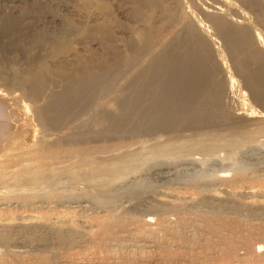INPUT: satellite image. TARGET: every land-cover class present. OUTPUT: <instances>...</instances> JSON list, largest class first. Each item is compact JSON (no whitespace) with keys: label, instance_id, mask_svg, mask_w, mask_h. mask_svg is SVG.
I'll return each instance as SVG.
<instances>
[{"label":"bare ground","instance_id":"1","mask_svg":"<svg viewBox=\"0 0 264 264\" xmlns=\"http://www.w3.org/2000/svg\"><path fill=\"white\" fill-rule=\"evenodd\" d=\"M171 1L176 6L183 8L181 9V20H183L185 29L184 35H186L189 41L187 49L190 48L189 51L185 53L183 51L182 55L180 54L184 59L183 61L180 60L181 58H179L178 53L181 52L184 46L182 48H154V44L151 47L152 42L149 40L153 36L149 37L151 35L144 34L146 39L144 41L142 39L139 43L143 47L134 48V55H129L133 53H127L129 58L122 62L119 65L120 67H111L115 71L119 68L120 71L116 72L120 73L118 76L121 75V78L123 77L122 73L128 74L130 77L127 78L116 79L118 77H115L116 74L113 75L114 72H112L113 70L110 71V67L109 70L101 68L96 71L82 68L84 67L82 66L80 67L81 69H77L74 73H71L73 71L70 73L66 72L67 75H65L62 72L57 73L51 67H48L47 64H43L40 70H38L40 72L36 71V74L33 73L31 76L29 75L27 80L25 79L26 85L31 84L30 93L28 92V96L33 102L31 107L26 106L23 101L20 102L21 99L19 100L18 96L8 98L0 91V159L2 158L3 160V157L11 154L14 155V153L18 155L17 152H23L24 150L27 153L28 150L33 149L34 152L35 147L37 150L38 145L45 144L46 140L48 138L50 140L51 137L53 138L56 133L66 141H76V139L87 140L88 138H93V136L101 138V136H104L103 132H106L105 136H119L121 134V137H124L122 134L126 137L128 136L127 134L134 136L146 135L145 137L157 134L158 137L159 133H165L174 135L173 138L175 139L171 141L173 148L169 152L167 149L165 151L161 150L159 155L171 153L170 156H173V159L180 157L185 151L192 152L207 149L209 152L210 150L212 152L220 148L221 145L219 146V143H222L224 140H219L212 134L206 135L207 138L206 136L204 137L207 140L197 139L191 142L192 139L189 137L190 142H187L188 140L184 141L185 138L181 133L185 131L199 132L200 128L203 129L202 126H206L207 128V125L209 127H214V125L223 126L227 130L232 131L233 137H240V139L228 141L227 146L248 143L256 136L264 135V110L258 111L259 109L256 110L252 107L247 99L248 96L244 92H241L244 94L240 95L238 99L237 96L235 97L237 95L236 90L241 91L238 86L239 89H236L238 80H234L235 77L231 76L234 71H230V74L222 58L225 54H220L219 48L216 47L218 45L216 44V38L214 39L213 35L217 30L223 32L226 25L232 28V30L229 28L231 32L228 31L225 36L227 38L226 41L231 46L230 50L235 57V62H237L238 74L241 72L243 73L242 75H246V78L244 76L243 78L247 81L248 86H246L250 88L253 99L264 102V34L262 37L259 30L257 32L258 28L256 29V24H260L264 28V0H241L243 5L249 8L252 16H249L250 14L248 15L246 12L244 13L241 9L242 6L239 8L238 5H234L233 1L235 0L232 2L227 0H212L213 3H209L207 0H188L196 6L198 12L204 18L209 20L208 23L212 24V28L214 26L216 30L213 29L211 31L202 21L200 22L196 19L197 16L190 10L186 0ZM227 12L233 13L235 17L232 16V18ZM94 29V34L103 35L101 26ZM212 31L214 32L212 33ZM185 44L188 45V43ZM159 45L160 47H166V44H163V46ZM57 50L58 54L55 52L56 50L53 52V54L59 55V58L56 57L58 60L53 59L55 62L53 63L54 66L79 60L77 59L78 50L72 48L70 44L60 45ZM115 57L117 56L115 55ZM106 65L108 66V64ZM252 67L254 68L252 69ZM26 81L28 82L26 83ZM22 82L20 83L23 87L22 84L24 82ZM55 83L62 85L60 91L52 88V85H55ZM239 86H241V83ZM227 99L230 101L236 100V103H239L240 109L238 108L234 111L232 109V111L228 110L227 108L230 105H226ZM111 139L113 138L111 137ZM48 140L47 143L52 142V140L49 142ZM53 143L57 144L56 141ZM52 145L51 147H54V144ZM160 146L162 148L165 147L163 145ZM49 148H47L46 152L41 151L42 154L44 152L43 155H39L40 157L42 156V160L44 155L46 156V160V158L50 159L56 154V145L54 150L52 148L49 150ZM38 149H41L40 146ZM151 149L153 152L154 149ZM146 150L141 149L140 151L146 153ZM29 151L28 153H30ZM147 153L149 155L150 151ZM130 154L113 160H110L111 158L109 159L108 157L109 162H106L107 160L105 159V162H103V156L101 157L102 159L97 160L93 157L95 160H92L91 156H84L85 158H83L81 155L83 159L80 158L79 169H73V171L72 169L71 171L68 169L56 171L54 169L55 171L45 172V167L42 166L43 164H40L44 169L39 166H35L36 168H31L30 166L22 168L24 167L22 166V170H17L19 172L17 173L16 171V174L13 175L12 173L11 175H7V171L0 172V191H3L0 192V198L8 199L9 202H12L11 199L13 200V197H16L15 200L18 203L21 201L20 203L26 205L35 203L36 193L34 194L32 191L33 188L34 191L37 190L34 186H38L41 182L51 183L56 178H61L64 174H67L70 181L75 184L84 183L85 185H89L88 194L90 197H94L99 191H101V194L103 193L102 190L106 192V187L112 184L117 185L116 182L121 183L119 181H123L127 176H131L134 169L129 166L138 156L137 153ZM13 155L12 158L15 157ZM138 155L140 156V154ZM136 161L138 162V160ZM75 166L74 168H76ZM70 167L72 166L70 165ZM227 177L228 175L225 174L218 179L226 180ZM2 186L11 187L6 189V187ZM12 186H22V188L17 187V189H22L18 191V194L20 191H24L23 188L26 190L16 196L17 190L15 187L12 188ZM76 186L74 187L76 188ZM83 187L80 186V188ZM64 188L66 187L64 186ZM40 189L42 188L39 187V191ZM73 191H79V189ZM73 191H70V193ZM51 192H43L44 195H47V198H50H48L49 202L51 201L50 195L58 197L54 193L50 194ZM61 193L59 192L58 195ZM64 193L61 195H65ZM61 195L58 198L62 199L63 196L61 197ZM43 197L46 198L45 196ZM65 197L67 199L70 198H68L67 193ZM139 197L134 198L139 199ZM143 197L141 198L142 200ZM87 198L89 199V197ZM134 198L131 197V199ZM37 199L39 198L37 197ZM131 199L128 201L132 202ZM146 199L141 200L139 204L135 202V204L128 206V209L141 214V218H131V216L125 218L120 214L119 216H114L115 213H111L112 215L109 213L110 216L108 215L107 220L98 223V225L96 224L97 226L86 233H84L85 231L82 232L83 230H79L81 233L74 232L73 226L71 228L74 231H70L68 227V231L62 232L60 228L59 233L57 232L59 230L58 227L57 233H49L45 229L47 226L44 228L37 225H29V227L23 225L24 227L17 226L10 229H6L7 227H5V231H0V264H264V225L252 226L248 225L249 223L243 224L237 221V219L207 218L208 215H206L207 217H201V215L195 216V214L192 216L181 209L183 206L179 208L181 205L177 207L179 209L174 207L170 209L165 204L162 206L163 203L161 205H153V202L152 204L150 200ZM5 200L2 201L5 202ZM54 200L56 201V198L51 203L55 202ZM99 200L98 204L102 203L105 199ZM208 200L211 199L209 198ZM41 201L43 202V199ZM59 201L64 200L59 199ZM105 202L107 203V201ZM0 203L2 202L0 201ZM205 203L208 204L207 202ZM86 204L88 203L85 201L72 202L69 208L73 210H76V208L86 209L88 208ZM209 205L211 204L209 203ZM230 205L229 207L231 208ZM113 206L115 205L113 204ZM215 206L218 205L215 204ZM125 207L127 208V206ZM71 211L68 214L72 213ZM56 246L61 247L62 251L60 250V253L57 252V255H52L50 250L52 247L56 249ZM1 249H3V252L5 249V252L1 253Z\"/></svg>","mask_w":264,"mask_h":264},{"label":"rangeland","instance_id":"2","mask_svg":"<svg viewBox=\"0 0 264 264\" xmlns=\"http://www.w3.org/2000/svg\"><path fill=\"white\" fill-rule=\"evenodd\" d=\"M207 1L209 3H213L212 0ZM227 1L232 2L233 0ZM236 1L237 0L233 1L234 5H238L239 8L242 6L241 9L244 11V13L246 12L248 15L250 14L249 16H252L251 12H249V8L243 5L241 0H238L237 2ZM186 2L188 3L190 10L197 16L196 19L198 21H202L203 24L209 27L210 31L213 29L216 30L214 26L212 28V24L210 25V23H208L209 20L204 18V16L200 12H198V9L195 5H193L188 0H186ZM181 9L183 8L176 6V4L171 0H169V3L168 0H0V91L8 98H10L11 96H18L19 100L21 99L20 102L23 101L26 106L28 105L29 107H31L33 105V102L28 96L31 90V84H27L29 86L28 87L25 84V79L27 80V78H29V75H33V73H35L36 71L40 72L38 70H40L43 64H47V66L51 67L52 70L56 71L57 73L62 72L65 75H67V73H70L71 71H73L71 73H74L82 66H84L82 68L96 71L100 70L101 68H107L109 70L110 67L111 71L113 70L111 69V67H120L119 65L127 58H129V53H133L129 55H134V48L143 47V45L139 43L140 41H142V39L143 41L146 39V34L148 36L151 35L149 37L153 36L152 39L149 40L152 42L151 47L154 44V48H182L184 46L181 49V52L178 53V56H180L179 58H181L180 60L183 61L184 59L181 56V53H183V51L184 53L189 51L190 48L187 49V47L189 46V41L187 40L186 35H184L185 29L183 20H181ZM229 14L231 17L234 16V14L231 12ZM99 26H101V28L103 29L102 36L99 34H94V28L97 29ZM159 26L161 27L159 28ZM261 27L262 26L260 24H256V29L258 28L257 32L259 30V33L263 37L264 31L262 32V30H264V28L262 27V29ZM229 28L230 30H232L230 26L226 25L223 32L221 30H217L215 32L212 31V33L214 32V39L216 38V44H218L216 45V47L219 48L220 54H225L222 56V58L226 67L228 68L229 72L234 71L231 76L235 77L234 80H238L237 83L235 81L236 87H240L241 91L236 90L237 95H235V97L237 96L238 99L240 95L245 93L248 96L247 99L249 100V104H251V106L256 110L259 109L258 111H263L264 102L256 101L253 99L250 88L247 87V81H245L246 79H244L246 78V75H242L243 73L241 72V74H238L239 70L237 69V62H235V57L230 50L231 46L228 41H226L227 38L225 36L227 32L230 31ZM171 38H174L175 40H172ZM218 41L220 44L218 43ZM165 42H167L168 44ZM162 43L164 45L166 44V47L163 46ZM185 43H188V45ZM63 44H70L72 48H76L78 50L77 59L79 60H76V62L72 63H65L54 66V60H58L59 58V55H57V48H59V46ZM159 44H161V46L163 47H160ZM115 48L119 49L115 50ZM126 48L129 51H127ZM104 49L107 51H105ZM54 50H56V55L53 54ZM115 55L117 57H115ZM115 63L117 64V66ZM106 64H108V66ZM253 68L254 67H252V69ZM116 71H120L119 68H117ZM116 71H112L114 72L113 75L116 74L115 77H118L116 79L130 77L128 74L124 73V76V74L122 73L123 77L121 78V75L118 76V74L120 73ZM22 81L24 82V84H22L23 87L20 83ZM27 82L28 81H26V83ZM240 83L241 86H239ZM55 85H52V88L60 91V87L62 85H57L56 83ZM238 87L236 89H239ZM238 93L240 94L238 95ZM23 98L25 99L23 100ZM227 100H225L227 101L225 102L226 105H230V107L227 108L228 110L232 109L234 111L235 109L239 108V103H236V100ZM32 108H30L31 111H33ZM207 126L208 128L206 126H202L203 129L200 128L201 130L199 132L185 131L181 133L185 138L184 141L188 140L187 142H190V139H192L191 142H194L197 139H206V135L212 134L217 137V139L224 140L222 141V143H219V146L223 145V147L225 146L224 148L220 146V148L215 149L212 152L211 150L209 152V150L207 149L203 150L204 152L202 150H196L192 152L185 151L180 157L173 159V156H170L171 153H165L166 155L162 153L164 156L162 154H159L161 150L165 151L167 149V151L169 152L173 148V143L171 141L175 139L173 138L174 135L159 133L158 137L157 134H155L156 137L155 135H147V137H145L146 135L134 136L127 134L128 136L126 137L124 134H122V136L124 137H121L120 134L119 136L107 135L109 136L107 137L105 136L106 132H103V135L105 137L101 136L100 138L98 136L97 138L93 136V138L91 137L87 140L82 139L84 141H82L81 139H76V141H66L60 138V136L57 135L58 133L54 132L57 136L53 133L56 137L54 136V139L52 137V139L50 138L52 142L48 140L49 138L47 137L48 142L50 141L51 143H47V140L45 139V144L38 145L37 150L35 149V147L34 152L33 149L30 151L28 150L30 153H28V151L26 153V150H24L23 152H17L19 156L14 153V155H7L9 157H3V160L1 158L0 172L7 171V175H11V173L13 175L16 174L15 172L17 170L20 171L22 170V168H27L28 166H30L31 168H36L35 166H43L45 167V169L42 167L45 172L55 171L54 169H56V171L67 169L70 171L71 169L72 171L73 169L77 170L79 169L80 160L85 158L84 156H91L92 158L94 157L97 160L103 158V160H107L106 162H109L110 158V160H113L121 156L131 155L130 153H137L138 156H136L137 158H135L129 166L134 169L131 173V176H127V178L123 179V181H119L121 183L116 182L117 185L112 184V187H106V192L102 190L103 193L101 194V191H99L94 197H90V195L88 194V190L90 189L89 185H85L84 183L75 184L70 181L67 174H64L63 176H61V178H56L55 181L51 183L43 182L47 185L48 189L42 182L41 183L43 185L39 183L38 186H34L37 191H34L33 188L32 192L34 194L36 193V199L37 197L39 198L37 200L35 199V203H29V205H26L24 203H20L21 201H19L18 203V201L15 200L16 197H13V200L11 199L12 202H9L8 199H6L8 200L6 201L4 198H0V201L2 202L0 203V227H3L0 228V231H5V227H7L6 229H10L11 227L13 228L23 225H26V227H29V225H37L43 226L44 228L47 226L45 229H47L49 233H59L61 229L62 232L65 230L68 231V227L70 228V231H72V228H74L75 231H73L76 233H81L82 230V232L85 231L84 233H86L93 227L97 226L98 223L107 220L108 215L110 216L111 213H115L114 216H119L120 214L125 218H128L130 216L131 218H141V214L128 209V206L130 204H135V202L136 204H139L143 196V200L147 198L146 200H150L151 203L153 202V205H161L163 203L162 206H164L165 204L166 207H170V209H173V207L179 209L183 206L181 209L185 210L187 214H191L192 216H194V214L195 216L201 215V217H205L206 215H208V217L206 216L207 218L213 217L223 220L237 219V221L242 222L243 224L249 223L248 225L252 226L264 225V135L256 136L252 141H249L248 143L240 144L242 146H227L226 144L228 141L240 139V137H233L232 131L227 130L226 127L219 125H214V127H209V125ZM160 135L162 136L160 137ZM205 136L206 138H204ZM111 137L113 139H111ZM189 137L190 139H188ZM55 141L57 144L53 143ZM60 141H63L62 144ZM47 144L50 145L49 147L53 146L52 144H54V147H51L53 150L55 149L56 145V154H54L55 156L53 155L52 158H50L51 160L48 158H46L45 160L46 156L44 155L43 161L42 156L40 157L39 155L42 154L41 151H47V148H49ZM160 145L165 146L163 147L164 149ZM39 146L41 149H38ZM51 148H49V150H51ZM151 148L154 149L153 152L151 151ZM141 149L149 150L151 154H149L150 157L147 153L149 151L146 150V153H142V151H140ZM154 152L157 153L156 155L158 157ZM21 153L24 155H22ZM138 154H140V156ZM145 154L148 155V157H146ZM12 155L13 157H15L12 158ZM81 155L83 156V158L81 157ZM108 157L109 159H107ZM94 158L92 160H95ZM105 160L103 162H105ZM136 160H138V162ZM141 160L142 162L140 163ZM40 164L43 165L41 166ZM70 165L72 167H70ZM74 166L76 168H74ZM19 171H17V173ZM225 174L228 175L226 179L227 181L225 179H218ZM41 185L45 186L42 187ZM49 185L52 186L50 187ZM75 185H77L76 188L74 187ZM79 185L81 187H83L84 185V187L80 188ZM64 186L66 188H64ZM2 187H6L7 189L11 186ZM14 187L15 186H12V188ZM17 187L20 186L15 187V189L17 190V195H14L16 196L20 195L26 190L25 188H23L24 191H20L21 193L19 192L18 194V191L22 190L20 189L22 188V186L18 189ZM39 187L43 189H40L41 193L39 191ZM12 188L11 190L13 191ZM45 189L46 191H44ZM77 189H79V191H73ZM50 190L53 192H51ZM61 190L63 191V193L65 192V195H61L63 194L61 193ZM4 191L6 190L4 189ZM47 191L51 192L50 194L54 193V195H57L58 197L59 195L63 197L61 199L58 197H52L50 194H48L51 197V201L49 202L50 198L48 197V199L47 195H44L43 193H48ZM70 191L73 192L70 193ZM37 192L38 195L40 193L39 196L37 195ZM59 192L61 194L58 195ZM66 193L68 195V198L70 197L69 199H67V197L64 198V196H66ZM43 196H45L46 198H44ZM133 196L140 197L139 199H135ZM40 197L43 199V202L41 201L42 199L40 200ZM79 197L80 199H78ZM87 197H89V199ZM131 197L135 200L131 199ZM52 198H56V201H54L57 203H51L53 200ZM209 198L213 200H208ZM224 198L226 199L224 200ZM59 199L64 201H59ZM99 199H105L103 200V202L101 201L104 204H98V202L100 201ZM130 199L132 202H129ZM184 199H186V202L184 201ZM2 200H5L6 203ZM38 200H40L41 202ZM80 201H85L86 203H88L86 204V206L88 205V208H76V210L69 208L72 202L76 203ZM105 201H107V203ZM188 201L189 203H187ZM205 202H207L208 204H206ZM209 203L211 205H209ZM113 204L115 206H113ZM215 204L218 206H215ZM179 205L181 206L177 208ZM229 205L231 206V208L229 207ZM247 205L251 207H248ZM125 206H127V208ZM70 211L72 213L68 214ZM132 214H134L135 216ZM215 214L217 215V217ZM51 227L53 228V230H51ZM57 227L59 228V230ZM56 230L58 231L56 232ZM60 248L61 247L59 246H56V249L52 247L50 253L52 255H57L58 253H60V250L62 251V248ZM52 249L54 250L52 251ZM1 251V253H4L5 249L4 252L3 249H1Z\"/></svg>","mask_w":264,"mask_h":264}]
</instances>
